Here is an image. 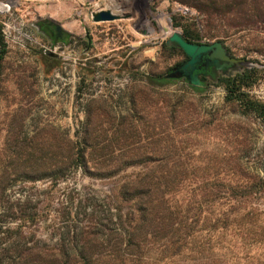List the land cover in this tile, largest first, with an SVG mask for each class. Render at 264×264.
<instances>
[{
	"label": "rangeland",
	"instance_id": "rangeland-1",
	"mask_svg": "<svg viewBox=\"0 0 264 264\" xmlns=\"http://www.w3.org/2000/svg\"><path fill=\"white\" fill-rule=\"evenodd\" d=\"M112 3L119 7L116 12ZM99 8L122 15L93 22L91 14ZM52 20L68 32L63 39L48 31ZM243 22L240 30L218 39L207 35L205 17L181 0H0V166L15 147L6 139L25 141L19 149L23 155L39 157L42 148H55L50 144L78 143L85 128L90 171L106 165L102 154L111 161L119 153L148 151L142 139L149 136L168 158L123 162L130 167L109 178L89 174L79 164L55 184L15 181L8 198L38 214L36 224L26 227L40 244L58 247L68 228L95 229V215L102 218L113 203L114 188L140 173L141 166H187L183 185L195 179L199 166L226 171L240 166L264 182V20ZM174 31L189 32L194 44L221 41L230 56L244 59L223 75L240 74L238 100H230L220 71L215 78L201 76L199 86L169 77L187 60L167 43ZM262 191L248 197L259 217L255 226L233 222L232 213L221 232L210 233L208 264H264ZM232 197L227 193L221 201ZM224 204L222 210L230 212ZM6 221L12 229L21 223ZM190 257L167 264H189ZM157 258L152 255L150 262Z\"/></svg>",
	"mask_w": 264,
	"mask_h": 264
},
{
	"label": "trees",
	"instance_id": "trees-1",
	"mask_svg": "<svg viewBox=\"0 0 264 264\" xmlns=\"http://www.w3.org/2000/svg\"><path fill=\"white\" fill-rule=\"evenodd\" d=\"M181 1L205 17L209 37L222 39L231 30H240L243 21L247 24L259 18L264 20V0L260 4L256 0ZM183 36L193 42L189 32ZM2 59L0 53V64ZM229 67L205 56L194 71L213 78L215 71H220L219 78L227 85L230 100H238L234 93L236 84L240 85L236 82L240 74H235L233 79L223 76ZM147 128L150 130L153 125ZM87 131L85 128L78 143L69 141L64 146L50 144L53 149L42 148L39 157L33 153L23 155L19 149L26 145L25 141L6 139L15 147L1 158L5 162L0 166V264H167L183 256H191L189 264H208L209 254L213 252L210 233L221 232L232 213L233 222L257 224V209L248 197L262 194L264 182L255 174H245L240 166H230L228 171L218 167L213 170L214 166L195 167L197 176L185 185L182 181L189 174L187 166H141L140 173L114 188L113 203L107 204L102 218L95 215V229L68 228L61 233L58 247L40 244L35 233L26 227L28 223L36 224L38 214L34 210L27 212L25 203H13L8 198L7 191L18 179L31 182L50 179L55 184L77 167L73 165L79 164L89 174L109 178L130 167L121 166L123 162L126 165L140 161L160 163L168 159L155 148L158 140L149 136L142 139L144 150L151 147L148 151L119 153L111 161L102 154L101 164L106 165L95 166L90 171L86 166V148L91 149ZM77 144L81 146L77 148ZM227 193L233 197L228 202L221 201ZM224 203L230 212L222 210ZM216 207H219L217 212ZM7 219L21 223L12 229L5 225ZM152 255L158 256L156 263L150 262Z\"/></svg>",
	"mask_w": 264,
	"mask_h": 264
},
{
	"label": "water",
	"instance_id": "water-1",
	"mask_svg": "<svg viewBox=\"0 0 264 264\" xmlns=\"http://www.w3.org/2000/svg\"><path fill=\"white\" fill-rule=\"evenodd\" d=\"M115 18L117 16L109 8L99 9L91 14L93 22L112 21ZM52 22L57 25L58 30L62 28L59 23H56L54 20ZM168 42L180 48L187 57V60L174 67L169 77L176 79L184 78L194 86L201 84L200 79L193 75V72L204 55L208 56L215 63L220 61L228 66L240 65L244 62V59L230 56L221 41H215L210 44H194L185 40L179 32L174 31L169 36Z\"/></svg>",
	"mask_w": 264,
	"mask_h": 264
},
{
	"label": "flooded vegetation",
	"instance_id": "flooded-vegetation-1",
	"mask_svg": "<svg viewBox=\"0 0 264 264\" xmlns=\"http://www.w3.org/2000/svg\"><path fill=\"white\" fill-rule=\"evenodd\" d=\"M124 4H126V2L128 1V0H121ZM110 2H111V0H110ZM99 9H104V8H99ZM99 9H96L95 11H97V10H99ZM116 16H117V18H119L122 14H115ZM123 17H130L129 16V14H127L126 12H124L123 13ZM117 18H115V19H117ZM103 22V21H102ZM48 31L50 32V33H54L55 34V38L57 39V40H59V39H63V37H64V34L66 33H68L66 30H64V29H57V25L55 24V23H52V24H49L48 25ZM168 44H169V42H168ZM206 55H204L203 57H205ZM202 57V58H203ZM208 57V56H207ZM193 75H195V76H197L199 79H200V77H201V74H199V73H196L195 71L193 72Z\"/></svg>",
	"mask_w": 264,
	"mask_h": 264
},
{
	"label": "bare ground",
	"instance_id": "bare-ground-1",
	"mask_svg": "<svg viewBox=\"0 0 264 264\" xmlns=\"http://www.w3.org/2000/svg\"><path fill=\"white\" fill-rule=\"evenodd\" d=\"M111 9H112V11H114V12H116V10H118L119 9V7L117 6V4L116 3H112L110 6H109Z\"/></svg>",
	"mask_w": 264,
	"mask_h": 264
}]
</instances>
